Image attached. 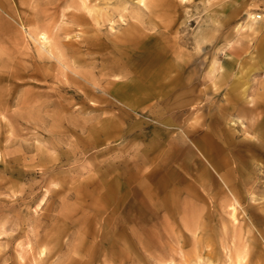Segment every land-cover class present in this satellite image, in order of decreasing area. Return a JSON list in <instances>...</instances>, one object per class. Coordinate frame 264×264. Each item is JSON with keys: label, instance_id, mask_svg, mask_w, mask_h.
<instances>
[{"label": "rangeland", "instance_id": "1", "mask_svg": "<svg viewBox=\"0 0 264 264\" xmlns=\"http://www.w3.org/2000/svg\"><path fill=\"white\" fill-rule=\"evenodd\" d=\"M262 42L264 0H0V264H264Z\"/></svg>", "mask_w": 264, "mask_h": 264}, {"label": "bare ground", "instance_id": "2", "mask_svg": "<svg viewBox=\"0 0 264 264\" xmlns=\"http://www.w3.org/2000/svg\"><path fill=\"white\" fill-rule=\"evenodd\" d=\"M140 3H144L145 0H139ZM256 17L254 18L253 15H250L249 17V22L246 24V28L249 29V33H252V34H257L259 33L262 28L258 27L257 26V23H256ZM246 30V29H245ZM43 40L46 42L48 40V38L43 35L42 36ZM130 41H134V40H131V39H128L127 42H130ZM260 48L258 49V54L260 57L264 58V42L260 43L259 44ZM258 46V47H259ZM142 50H147V49H150L151 45L149 46H145V45H141L139 46ZM156 53H159L160 54V57L161 56H165V54L167 53L166 52V47L165 48H160L159 50L157 49V52ZM51 56V54H50ZM166 57V56H165ZM169 58V57H168ZM120 59H124V57L120 58ZM154 59H159V55H155ZM57 60L58 62L60 63H64L62 60L63 59H55ZM121 66L123 67H126V65L124 63H119ZM171 67H166L165 68V74L162 75L161 73L155 75V80L162 83L161 85V88L163 90L165 89H169L171 88L172 90L178 85L176 82H175V77L172 75L173 74V70L170 69ZM178 69V68H177ZM264 69V66L261 68V70ZM166 78H169V82H164L163 83V80L166 79ZM179 88V85L177 86L176 89ZM235 99L229 103V107L226 109L227 113H230V110H232V115H240V114H250L252 116V120L253 122L256 124L258 121H260V117L262 116L263 112H264V101L261 100L260 102L258 103H255V101L252 99V97H249V95L247 93H243V94H239L237 96L234 97ZM117 100L119 102H124V99L123 98H118L117 97ZM162 103H165V102H162ZM52 104V102L50 100H43L40 102L39 106L40 108L39 109H44L46 107H49L50 105ZM166 104V103H165ZM232 105H234V107L232 108ZM243 105V106H242ZM249 106V108L247 107ZM38 109V110H39ZM239 120H242L241 117H238ZM30 121H33L35 123H39V122H42L43 119H40V118H30ZM254 124V125H255ZM169 129V131L171 130H175L176 128L174 126H171L170 127H167ZM194 136L195 135H198L197 131H192L191 132ZM206 137V136H205ZM204 137V138H205ZM210 137V136H209ZM195 138H197V136H195ZM211 139H213V136L211 135ZM213 147V148H212ZM212 147H208L207 145H204V144H200L198 145L197 149L198 151L200 152V154L207 159L208 162H210L212 164V166L214 167V169H216L218 171L219 169V165L217 163H214L213 162V159L215 157V153H214V145ZM218 148H220V146H217ZM223 150H220L219 153L222 154ZM154 153V149L153 147H147L144 151V160L145 162H148V166H147V169L150 167H152L149 171L152 172L154 171L153 174H160V169H159V163L156 161L155 158H152L150 159V155H152ZM178 155V152L177 150L174 148L173 150H170L169 153H168V161L171 162V161H174L176 159V156ZM170 159V160H169ZM198 165H200V170L198 171L197 169H192L197 171L198 172V175L195 177V181L197 183H202L204 182V176H201L199 174V172L201 171V169H203L205 175H209V171L208 169L205 167L204 164L201 163V161H199ZM190 166H188V164H185L184 165V170H187L189 173L191 168H189ZM194 172V171H193ZM192 172V173H193ZM190 175H193V174H190ZM200 175V176H199ZM194 177V176H193ZM192 177V178H193ZM168 183V182H167ZM166 186L163 188L162 191L166 192ZM170 199H174L173 197H171ZM233 211H235V208H233ZM234 214V213H233Z\"/></svg>", "mask_w": 264, "mask_h": 264}, {"label": "built area", "instance_id": "3", "mask_svg": "<svg viewBox=\"0 0 264 264\" xmlns=\"http://www.w3.org/2000/svg\"><path fill=\"white\" fill-rule=\"evenodd\" d=\"M262 18V16H258V19H261Z\"/></svg>", "mask_w": 264, "mask_h": 264}]
</instances>
